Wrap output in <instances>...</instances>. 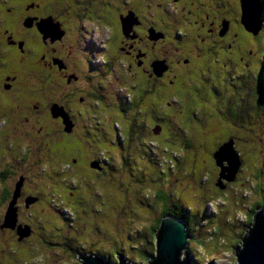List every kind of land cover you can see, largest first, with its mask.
Listing matches in <instances>:
<instances>
[{
    "label": "rangeland",
    "instance_id": "1",
    "mask_svg": "<svg viewBox=\"0 0 264 264\" xmlns=\"http://www.w3.org/2000/svg\"><path fill=\"white\" fill-rule=\"evenodd\" d=\"M61 1L65 24L79 25L80 32L82 29L87 31L88 45L81 47L80 52L88 62L84 60L82 66L71 68L83 75L88 70H99L98 67L106 70L105 93H119L121 103L131 105L134 102V107L123 115L114 107L105 109V113L100 114L103 129L99 135L95 139L92 135L80 138L89 155L107 163L102 174L73 170L70 163L63 160L60 161L62 173L47 169L44 159L49 153L45 151V137L42 139L44 148L40 144L37 152L42 154L37 158L33 157L36 152L21 151V156L27 160L25 164L10 153V147L6 149L10 143H16L25 123L13 120L8 129L0 125V136L5 135L0 139V223L9 198V194L2 196V189L12 190L15 179L23 170V196L36 195L40 200L30 211L23 207V200L18 203L19 223L30 226L27 237L18 240L15 233L0 230V264H78L79 253L102 251L114 254L116 260L111 262L118 261L116 254L120 253L135 264H148L143 262L141 253L149 254L148 260L155 255L156 232L165 218L161 216L163 204L171 209L177 205V208L187 207L188 214L184 217L188 227L192 228L191 233L187 228V250L195 264H206L209 260L214 264H236L237 248L251 218L250 209H255L256 203L260 204L255 213L260 209L264 216V110L259 114L254 110L264 99V28L260 31L262 39L255 41L258 52L251 64L248 67L231 66V71L236 74L228 80L226 76L222 77L221 47L217 48L219 61H213L212 57L207 60L209 64L203 67L201 95L192 98V122L177 121L164 126L165 131L181 136L170 145L168 132L161 137H152V122L163 120L157 111L152 115V110H148L137 116L141 119L138 125L133 120L131 125L125 126L126 120L134 117L133 110L138 108L136 100L132 99L138 89L133 88L134 95L129 97L126 93L130 87H125L130 85L120 76V67L115 65L110 71L100 66L105 40V33L99 26L102 17L98 14L101 13L95 10L100 6L93 5L95 0ZM98 1H106L114 8L112 3H117V0ZM260 1L263 7L260 22L264 24V0ZM224 3L230 6V1ZM109 10L113 12L112 8ZM112 23L117 25V20ZM218 66H221L220 70ZM239 72L240 78H237ZM81 79L78 86H85ZM95 80L96 77H92L91 84L97 90L103 80ZM34 83L38 86V79ZM113 96L111 94L109 98ZM190 103L186 99L179 101L185 108ZM78 120L82 124L80 117ZM229 138L234 139L241 166L233 178L219 179L220 168L214 169L212 149L216 142ZM188 139L192 144L190 149L184 145ZM99 146L107 150L103 153ZM4 166H9L10 174H3ZM224 174L230 176L231 172ZM160 194L166 198L162 200ZM157 223L152 234V227Z\"/></svg>",
    "mask_w": 264,
    "mask_h": 264
},
{
    "label": "flooded vegetation",
    "instance_id": "2",
    "mask_svg": "<svg viewBox=\"0 0 264 264\" xmlns=\"http://www.w3.org/2000/svg\"><path fill=\"white\" fill-rule=\"evenodd\" d=\"M225 1L117 0V3H112L114 8L109 7L106 1L95 0L93 5L100 6L95 10L102 17L99 26L105 33L103 63L100 66L110 71L115 65L120 67V76L124 83L130 85L125 87H130L126 93L129 97L134 95L133 88L138 89L132 98L136 100L138 108L132 112L134 117L127 120L125 126L131 125L133 120L138 125L140 118L137 116L146 114L148 110H152V115L157 111L163 120L155 123L158 120L154 119L152 122V137H161L164 132H168L173 143V132L165 131L164 126L176 123L172 117L178 113L179 99L190 102L194 96L201 95L203 67L209 64L207 60L211 57L213 61H219L217 48L223 50H220L223 55L222 77L226 76L228 80L235 76L236 71L230 69L233 65L248 67L246 59L253 53L248 43H252L255 38L241 21V0H228L229 7L225 6ZM115 19L117 25L112 23ZM105 20L110 22L109 25ZM86 33L84 29L79 31V25L65 24L61 0H0V125L8 129L13 120L25 123V129L19 132L16 143L6 147L7 150L10 147V153H14L25 164L27 160L21 156V151L36 152L33 157L37 158L42 154L37 153L39 145L44 148L46 143L45 151L49 154L44 160L47 169H56L61 173L60 161L63 160L69 162L73 170L94 174L105 171V160L89 155L80 138L92 135L95 139L99 135L103 129L100 126L103 120L100 114L105 113V109L112 110L114 107L126 114L134 107V102L125 105L121 103L122 96L119 93H105L107 84L104 78H108L106 70L100 67L97 70L93 66L95 71L88 70L86 73L83 69V75L76 72L74 67L71 68L82 66L84 60L88 62L80 52L81 47L88 45ZM220 67L217 69L220 70ZM94 76L95 81L103 80V85H99L97 90L91 84ZM81 78L85 86H78ZM37 79L38 86L34 83ZM111 94L114 95L112 99L109 98ZM18 99L22 101H16ZM53 105L62 107L68 116L71 123L68 132L63 119L52 115ZM188 108L190 111L193 109ZM190 111H186V114L191 115L193 112ZM13 115L16 117L13 118ZM4 137L1 135L0 139ZM44 137L46 141L43 143ZM222 143L216 142V149ZM99 149L103 153L107 150ZM95 163L99 168L94 166ZM2 170L4 175L11 172L9 166H4ZM5 171L8 173L5 174ZM18 177H23V184L17 206L19 208L18 203L23 200V207L30 211L40 200L30 194L37 197V201L29 207L24 206V199L28 196H23L22 192L25 188L24 170ZM15 181L12 190L8 187L2 189V192L9 190L7 202ZM17 225L28 224H20L18 217ZM0 230L13 232L18 238L16 228Z\"/></svg>",
    "mask_w": 264,
    "mask_h": 264
},
{
    "label": "water",
    "instance_id": "3",
    "mask_svg": "<svg viewBox=\"0 0 264 264\" xmlns=\"http://www.w3.org/2000/svg\"><path fill=\"white\" fill-rule=\"evenodd\" d=\"M240 6L241 21L244 24V28L253 35H257L261 30L260 18L263 10L261 1L242 0ZM51 112L54 117L60 116L63 119L65 130L68 132L71 123L63 108L53 105ZM233 143L234 140L229 139L213 153L215 165L220 168L219 179L232 177L239 171L241 166ZM94 166L99 168L97 164ZM224 172H231V175L227 176ZM22 184L23 177H18L15 181L11 198L7 202L2 223L0 224V229L16 228L18 240L27 237L31 232L28 225H17V200L20 196ZM219 186L223 187L221 184ZM36 201L37 197L27 196L24 199V206L29 207V205ZM187 236L188 232L184 221L174 216L165 217L156 232V258L153 264H194L188 254ZM116 256L118 258L117 262H111L93 253H79L76 259L80 264H135L126 260L120 253H117ZM236 257V264H264V216L260 209L256 211L242 237L237 248ZM206 264H214V262L209 260Z\"/></svg>",
    "mask_w": 264,
    "mask_h": 264
},
{
    "label": "trees",
    "instance_id": "4",
    "mask_svg": "<svg viewBox=\"0 0 264 264\" xmlns=\"http://www.w3.org/2000/svg\"><path fill=\"white\" fill-rule=\"evenodd\" d=\"M262 18L264 19V15L262 16ZM264 28V24H262L261 23V30ZM260 30V31H261ZM260 31L258 32V34L257 35H253L252 33H250L252 36H253V38H255V39H253L252 40V45H250L249 46V48H251V50H252V54H250L249 55V57H248V60H249V63L247 62V59H246V63L248 64V65H250L251 64V60H252V58L254 57V54H256L257 52H258V49H257V47H256V45H255V41L257 40V39H262L261 37H262V35H260ZM247 56H248V54H247ZM237 78H240V72H239V74H238V76H236ZM181 99H179V101H180ZM191 99H189V101H190ZM188 107H191V108H193V101L191 100V103L185 108V106H182V105H180L179 107H178V113L176 114V116L175 117H172V118H175V121L177 122H179V123H181V122H183V123H185L186 121L188 122V123H190V122H192L191 121V115L189 114V113H187L186 114V111L188 112V111H190L189 110V108ZM127 108V107H126ZM229 108L231 109V112H232V110H233V106H232V102H231V104H230V106H229ZM125 110H129V108L128 109H125ZM124 109H123V111H125ZM256 112V114L258 113H260L262 110H264V99L262 98L260 101H259V103H258V106H256L255 107V109H254ZM260 111V112H259ZM133 112H134V110H133ZM190 112H192V111H190ZM119 113L121 114V115H123V112L121 113L120 111H119ZM186 114V115H185ZM188 115V116H187ZM126 124H127V120H126ZM180 135L178 134V133H173V140H172V142L173 141H178L180 138H178ZM181 137V136H180ZM189 140V139H188ZM185 141H187V139H185L184 140V142ZM169 142H166V144H168ZM170 145L172 144L171 142L169 143ZM184 145H185V148H192L191 146H192V144H191V141L189 140V142H186V143H184ZM166 146H168V145H166ZM100 147V146H99ZM214 149H216V146L214 147ZM209 151V150H208ZM210 151H211V149H210ZM214 150L212 149V155H213V152ZM236 151V150H235ZM237 152V151H236ZM210 154V153H209ZM238 154V153H237ZM219 171V170H218ZM5 174H7L8 172L7 171H5L4 172ZM45 173V172H44ZM61 173H62V171H61ZM192 173V175H193V173L194 172H191ZM214 176V175H213ZM8 192H9V190L7 189L6 191H4L3 190V192H2V196H6L7 194H8ZM29 196V195H28ZM157 196H159V193L157 194ZM160 197H161V199L162 200H164V198H166L164 195L162 196L161 194H160ZM35 203V202H34ZM33 203V204H34ZM259 203V202H258ZM260 204H257L256 203V207H255V209L256 208H258V206H259ZM163 208L161 209V210H163L164 209V211H162V213H161V216L162 217H166V216H174V217H177V218H179V219H181L182 221H184V223L186 224V228H188L189 230H188V232L189 233H191V229L192 228H190V227H188V225H187V220H186V218L184 217V215L186 214H188V209H187V207L185 206V207H181V208H177L179 205H177V207H174V209H171V208H167V207H165V204H163ZM252 208V207H251ZM255 209H250L251 210V218H249V220H248V222H247V224L246 225H248L249 226V224H250V222H251V220H252V218H253V216L255 215ZM157 225H158V223L155 225V226H153L152 227V234H153V232L155 231V229H156V227H157ZM30 227V226H29ZM34 243L35 242H33V246H34ZM87 253V252H86ZM101 253V254H100ZM100 253H97L98 254V256H100V257H103V258H105V259H108L109 261H112L113 259L114 260H116V257H113V255L114 254H111V253H108V252H104V251H102V252H100ZM117 253V252H116ZM142 254V257H144V259H143V262L145 263V262H147L148 264H153L154 262H155V258H156V256L154 255L151 259H149L148 260V258H150L151 256H149V254H146L145 253V251L144 252H142L141 253ZM144 255V256H143ZM151 255V254H150ZM123 256V255H122ZM190 257H192V255H190ZM111 258V259H110ZM126 260H129V259H127V258H125ZM141 261V260H140ZM117 262V261H116ZM192 262L195 264V261H194V259H192Z\"/></svg>",
    "mask_w": 264,
    "mask_h": 264
},
{
    "label": "clouds",
    "instance_id": "5",
    "mask_svg": "<svg viewBox=\"0 0 264 264\" xmlns=\"http://www.w3.org/2000/svg\"><path fill=\"white\" fill-rule=\"evenodd\" d=\"M241 1H242V0H241ZM240 4H241V2H240ZM240 9H241V6H240ZM230 139H233V138H230ZM233 140H234V139H233ZM225 142H226V141H225ZM223 143H224V142H223ZM223 143H222V144H223ZM233 147H234V143H233ZM234 149H235V148H234ZM215 151H216V150H215ZM215 151H214V152H215ZM213 160H214V158H213ZM214 163H215V161H214Z\"/></svg>",
    "mask_w": 264,
    "mask_h": 264
},
{
    "label": "bare ground",
    "instance_id": "6",
    "mask_svg": "<svg viewBox=\"0 0 264 264\" xmlns=\"http://www.w3.org/2000/svg\"><path fill=\"white\" fill-rule=\"evenodd\" d=\"M247 5V4H246ZM249 6V5H248Z\"/></svg>",
    "mask_w": 264,
    "mask_h": 264
}]
</instances>
